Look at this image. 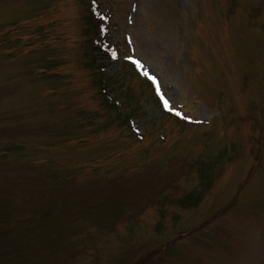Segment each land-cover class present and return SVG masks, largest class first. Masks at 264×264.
Here are the masks:
<instances>
[{"label":"rangeland","instance_id":"rangeland-1","mask_svg":"<svg viewBox=\"0 0 264 264\" xmlns=\"http://www.w3.org/2000/svg\"><path fill=\"white\" fill-rule=\"evenodd\" d=\"M88 1L101 75L86 0H0V264H264V0Z\"/></svg>","mask_w":264,"mask_h":264},{"label":"trees","instance_id":"trees-1","mask_svg":"<svg viewBox=\"0 0 264 264\" xmlns=\"http://www.w3.org/2000/svg\"><path fill=\"white\" fill-rule=\"evenodd\" d=\"M86 4V31L87 34L89 33V37H88V42L90 44L91 47V51L94 53H98V56L101 58H99L101 60V62H98V59H96L95 61L93 60L92 65L93 68L99 72V74L101 75V69H103L105 67V63L109 62V58L110 56H112V50L109 52L107 48H105L103 45H101L97 38V32L98 28H99V23L98 20H100V15L99 16H95L92 11V5L91 2L86 0L85 2ZM95 38V39H94ZM93 49H95L96 51H94ZM110 54V56H109ZM91 62V61H90ZM89 62V60H87V62L85 63L86 67H90L91 63ZM127 63V62H125ZM131 69V71L138 77V73L136 71V69L134 68L133 65L127 63ZM110 77L107 76H102L100 77V83H98V91L99 94H101V98L105 101V103L107 104L108 107H111V109H113L114 111H116L117 106H115V101H111L109 100L110 95L112 94L114 84L112 82H109ZM143 82L145 83V87L148 88L149 91V96L151 99H153V101L158 105V107L161 109V111L163 112V109L161 107V104L159 103L157 97L154 95V91L152 88V85L149 83V81H145L143 80ZM116 118L120 119L121 121H123V123H127L130 121V118L132 115H130V112H127V110H124L122 112V114H117L116 112L114 113Z\"/></svg>","mask_w":264,"mask_h":264},{"label":"snow or ice","instance_id":"snow-or-ice-1","mask_svg":"<svg viewBox=\"0 0 264 264\" xmlns=\"http://www.w3.org/2000/svg\"><path fill=\"white\" fill-rule=\"evenodd\" d=\"M113 56H115V53H113ZM134 63H136L137 65H139V61H134ZM145 75H147V73H145ZM154 79V78H153ZM165 104H167V102L165 101ZM179 114V113H177ZM187 118V117H186Z\"/></svg>","mask_w":264,"mask_h":264}]
</instances>
